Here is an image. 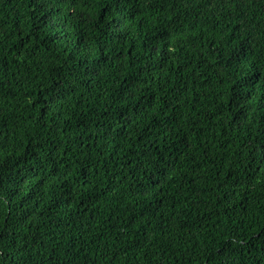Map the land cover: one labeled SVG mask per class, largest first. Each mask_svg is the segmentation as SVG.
<instances>
[{"label":"trees","instance_id":"16d2710c","mask_svg":"<svg viewBox=\"0 0 264 264\" xmlns=\"http://www.w3.org/2000/svg\"><path fill=\"white\" fill-rule=\"evenodd\" d=\"M0 264H264V0H0Z\"/></svg>","mask_w":264,"mask_h":264}]
</instances>
